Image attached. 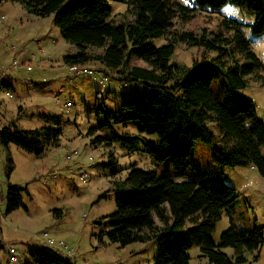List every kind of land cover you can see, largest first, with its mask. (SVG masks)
I'll use <instances>...</instances> for the list:
<instances>
[{"label": "trees", "instance_id": "trees-1", "mask_svg": "<svg viewBox=\"0 0 264 264\" xmlns=\"http://www.w3.org/2000/svg\"><path fill=\"white\" fill-rule=\"evenodd\" d=\"M18 1L38 17L54 15L63 37L79 49L65 56L69 65L93 59L149 88L123 103L119 110H108V114L125 126L131 123L142 134L156 136L157 142L145 143L146 152L158 163L170 160V166L161 174L133 168L124 181L116 182V211L103 218L106 223L100 242L106 236L121 246L156 243L155 264H190L189 251L194 247H200L211 264H249L245 253L261 249L263 229L240 230L232 226L222 234L218 245L212 238L222 215L235 211V188L206 171L184 178L190 165L188 150L195 141L214 143L215 136L209 129L212 122L221 135L215 162L223 168L252 165L264 178V122L257 118L254 99L244 93L247 79H259L263 66L241 30L244 24L237 20L223 19L214 37L207 31L180 32L175 21L192 18L195 9H220L232 2L255 14L253 32L262 34L264 0H192L191 9L177 0H120L134 16L133 23L121 26L108 22L112 7L106 0ZM160 38L167 43L157 47L153 40ZM178 42L206 53L215 52L216 56L204 55L191 66H179L172 61ZM94 48L99 49L90 54L88 51ZM217 79L223 80L224 91L215 95L212 87ZM0 84L13 88L8 75ZM61 133L60 128L0 129V144L8 149L9 177L14 171L11 144L41 155L49 146L57 145ZM116 139L129 151L136 150L141 141L131 136ZM24 190L9 185L4 196L8 213L20 208ZM102 198L107 199V193ZM229 247L234 250L233 257L223 252ZM22 261L77 264L75 259L43 246L28 249Z\"/></svg>", "mask_w": 264, "mask_h": 264}, {"label": "rangeland", "instance_id": "rangeland-1", "mask_svg": "<svg viewBox=\"0 0 264 264\" xmlns=\"http://www.w3.org/2000/svg\"><path fill=\"white\" fill-rule=\"evenodd\" d=\"M106 1L112 7L109 23L121 26L134 22L126 3ZM177 1L190 9L194 7L192 0ZM191 15L194 16L190 19L177 18L175 28L196 34L207 31L214 37L223 19L244 24L241 30L263 66L259 79H247L244 93L254 99L257 118L264 122V33L253 32L255 14L229 2L220 9H195ZM153 43L160 47L167 40L155 39ZM97 49L88 52L92 54ZM78 52L77 46L67 41L55 25L53 14L38 17L18 0H0V70H5L4 78L8 75L13 83L11 89L0 84V129L62 130L57 145L49 146L41 155L11 144L14 171L10 177L8 149L0 144V264H15L6 253L8 246L17 251L21 260L28 249L40 246L66 257L64 251L37 237L43 233L66 243L77 264H155L156 243L121 246L106 236L103 242L99 239L105 231L103 218L116 211V182L124 181L133 168L161 174L170 166V160L158 163L146 152L145 143L157 142L156 136L142 134L131 123L125 126L108 114V110H119L123 103L149 88L93 59L76 64L89 73L71 70L65 56ZM204 55L212 58L216 53L178 42L172 61L191 66ZM14 61L18 65L9 70ZM137 63L142 65L139 60ZM223 89V80H215L213 93L221 94ZM209 129L215 136L214 143L195 141L188 150L190 165L184 179L206 171L235 188V211L222 215L212 235L218 245L222 234L232 226L264 230V178L252 165L219 166L215 149L221 144V135L214 122L209 123ZM128 136L141 140L134 151L116 139ZM99 137L107 140L100 141ZM9 185L26 188L21 192L20 208L11 213L4 198ZM105 193L107 199L102 198ZM223 252L234 256L230 247ZM189 255L190 264H211L200 247L192 248ZM245 256L249 264H264V244L259 251H246Z\"/></svg>", "mask_w": 264, "mask_h": 264}, {"label": "built area", "instance_id": "built-area-1", "mask_svg": "<svg viewBox=\"0 0 264 264\" xmlns=\"http://www.w3.org/2000/svg\"><path fill=\"white\" fill-rule=\"evenodd\" d=\"M17 65H18V62L14 61L10 65L9 70H11L12 68H15ZM30 68L31 67L29 66V69ZM69 68L73 71H78L79 73H89L90 72L87 68L81 67L80 65H76V64L70 65ZM3 72H5V70L4 71L0 70V81L4 78ZM74 154L76 155L77 152L75 151ZM71 157H72V155L68 156L69 159ZM37 237L45 240L48 244L55 246L58 249L64 251L68 257L75 259L74 255H73V250L71 248H69V246L66 243L57 242L54 239L49 238L47 233L37 235ZM6 253L9 255L11 261L15 262V264H23V261L20 259V257L17 254V251L13 247H11V246L6 247Z\"/></svg>", "mask_w": 264, "mask_h": 264}, {"label": "crops", "instance_id": "crops-1", "mask_svg": "<svg viewBox=\"0 0 264 264\" xmlns=\"http://www.w3.org/2000/svg\"><path fill=\"white\" fill-rule=\"evenodd\" d=\"M98 62V61H97ZM6 250V249H5Z\"/></svg>", "mask_w": 264, "mask_h": 264}]
</instances>
